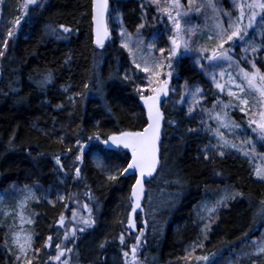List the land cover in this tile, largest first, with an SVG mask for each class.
<instances>
[{
    "label": "trees",
    "instance_id": "trees-1",
    "mask_svg": "<svg viewBox=\"0 0 264 264\" xmlns=\"http://www.w3.org/2000/svg\"><path fill=\"white\" fill-rule=\"evenodd\" d=\"M20 2L0 0V45ZM113 6L127 36H136L144 44L154 38L151 32L157 24L152 23L150 7L144 12L135 0H121ZM61 25L70 31L63 32ZM17 28L0 57V196L4 197L2 204H13L26 190L35 195L36 201L29 205L32 248H39L40 253L33 264H59L49 260L56 255L55 244L61 243L65 231L56 221L63 214L65 225L71 228L73 210L78 216L89 215L84 204H88L95 223L77 232L75 243L71 239L64 242L73 248L61 257L69 264H125L123 252H131L141 232L136 264H207L197 261V256H208L212 264L229 260L264 264V256H253L255 245L264 240V180L257 179L251 165L238 154L204 159L201 150L208 135L197 108L189 114V107L162 105L160 166L145 187L150 197L166 194L168 204L153 211L143 203L142 210L133 214L135 230L127 227L135 178L121 176L119 170L126 167L129 153L100 143L94 134L107 139L145 127L138 91L143 79L115 32L104 48L94 47L90 0H43L29 9ZM257 68L264 73V64L258 62ZM175 70L177 79L188 88L202 90L208 101L200 105L208 110L213 91L202 72L190 59L177 61ZM49 76L51 82L44 83ZM233 116L241 123L242 116ZM190 128L197 131L189 132ZM257 146L262 153L264 146ZM77 155L81 160H76ZM94 156L117 175L116 180L107 179V172L96 166ZM222 190L241 195L229 199L227 207L212 217L210 230L202 231L198 207ZM58 195L65 196L63 203ZM49 236L52 244L45 248ZM8 243L7 227L0 222V264H17ZM33 257L31 251L28 258Z\"/></svg>",
    "mask_w": 264,
    "mask_h": 264
},
{
    "label": "snow or ice",
    "instance_id": "snow-or-ice-1",
    "mask_svg": "<svg viewBox=\"0 0 264 264\" xmlns=\"http://www.w3.org/2000/svg\"><path fill=\"white\" fill-rule=\"evenodd\" d=\"M154 4L157 5L158 11H162L167 15L169 21L173 25V33L171 36L170 43L171 48L167 49V55H165L166 49L160 48V56L157 57L154 55L155 43L147 44V52H144L141 49L143 41L137 40L136 50L140 52L139 58L134 54L133 49L129 46L130 36L125 39L121 44V47L129 51V54L133 57L132 63L138 72H143L148 81L147 88H139L138 91L141 93L140 99L143 101L144 108L147 110V125L143 128L142 131H122L119 135H109L107 139H102L99 134H94L95 139L104 145H113L118 148L122 147L130 152L131 157L127 162V166L119 170V175L123 176L133 170L136 179L135 184L131 189V212L128 214L127 218V227L129 229L135 230V224L133 219V214L137 212V209H141L140 200L144 194V183L145 177H153L154 173L157 171L159 164L158 156V142L161 135V120L163 119L162 113L160 111L159 103L160 97L168 95V80L161 79L162 72L161 70L165 67L168 69L173 68V61L178 56L181 48L184 51H189L190 49V40L191 36L195 34L194 30L191 27L184 28L181 25V17L188 14V12L195 11L199 13L202 8L211 9L212 19L214 21V30L208 36L209 41H215L214 47L211 48V55L207 57L209 61L225 60L231 62L232 58L230 52L232 47H225V45L234 44L236 41L245 42V38L249 35V30L259 29L261 33H264V0H233V5L237 9L238 14L233 15L230 12H224L223 15L228 16L226 22L227 27H225V22L218 19L221 14L220 9L218 8L215 0H207L206 3L197 4L196 0H187V11H183L184 5L181 4V0H164V4H161V0H152ZM38 0H23L20 5L19 11L22 15H27L30 6H37ZM108 10V0H92V24H93V34H94V43L97 47H103L105 39L109 36V31L105 23V13ZM173 11H175V16H173ZM259 18V19H258ZM246 21V22H245ZM21 23V18L17 17L13 22L11 28H8L6 33V38H3V43L0 45V57L4 56L3 49H7L10 40L14 36L13 28L18 27ZM144 25H140L142 28ZM61 30L65 33L69 32L70 29L61 25ZM53 34H56L55 29H52ZM58 35V34H57ZM126 34L121 31V36L124 37ZM261 45H264V40L261 41ZM251 51L255 54L260 51V46L256 43H247V47L244 48L245 52ZM201 54L206 51H209L208 48L201 47L199 49ZM199 63V61H197ZM251 64V70L246 71L244 68H240V78L247 83L246 91L245 87L241 84H238L233 80L229 74V82L232 83L238 91L228 90L227 95L236 100V104L231 102L224 103L222 101H217V104L214 105L213 111L209 112V116L215 119L218 122V126L214 131L217 143L215 145H208L205 149H202L204 152V159L209 160L210 155L208 149H214L213 155H219L221 157L226 155V149H234L241 152L244 156H249L250 153H255V143L258 139L259 141H264V73H261L260 70L256 67L255 62L249 61ZM171 77L172 72L167 73ZM221 77L224 76V73L221 72ZM127 78V77H126ZM215 87L221 92L225 90V87L222 83L217 82L215 76L212 77ZM50 76L46 77L44 83H50ZM259 85V86H258ZM88 85L85 84V88ZM147 91L150 95H144L143 93ZM200 88H196L192 93L195 103L199 104V99L196 97L201 93ZM254 91L258 93L259 100L255 105L249 104L250 93ZM243 93L244 95H240ZM223 104L220 112H216L215 108L217 105ZM239 106L240 111L249 116L247 121L248 127L251 132L254 134L252 138L245 139L243 136L240 137L241 147H238L235 143L230 141L224 132H221L220 129H226L235 139L237 136V130L241 128V125L238 124L235 120L229 117L227 109L234 108ZM257 108L260 110L257 112ZM194 111V106H190L188 109L189 114ZM259 119H256V117ZM169 123H174L169 121ZM203 123V122H202ZM255 125V127H253ZM189 132H195L196 129H188ZM92 139V137H89ZM78 148H83V145L77 141ZM71 151V149H69ZM76 160H81V156L77 155ZM56 163L61 164L60 158H56ZM61 171H64L63 165L60 168ZM80 168L75 169L76 178L80 177ZM256 178L259 180H264V168L257 167L255 169ZM108 180L114 181L117 179V175L110 174L107 177ZM87 195L91 199V193L88 192ZM236 195H241L240 193H233L232 195L225 194L221 196L214 204L208 206L206 211L208 213L209 223L204 225L202 231L210 230V224L212 222V216L216 213L217 209L220 207H227V201L234 198ZM69 199L72 198V194H69ZM58 200L63 203L65 196L58 195ZM78 202V201H77ZM49 203L55 204L53 201L49 200ZM262 209L261 214L264 215V201H261ZM67 207V205H64ZM84 211L88 212L87 217L78 216L76 210L72 211L73 217V226L68 228L65 225V216L60 215L59 219L56 221L57 225L61 228H65L63 233V239L61 243H56V255L49 256V260L59 262V264H69L67 259L61 260V257L65 256V253H72L73 248L67 247L64 242L71 239L72 243H75V237L77 232H84L87 228H90L94 225L95 221L91 216V210L89 209L88 204L83 205ZM203 219V217H202ZM21 221L32 224L31 219L25 220V217L21 215ZM136 236L137 243L131 248V255L133 257V262L135 264L136 253L141 241V236ZM207 236L205 235V239ZM53 237L49 236L45 241L44 247L48 248L52 244ZM120 243L124 244L123 234L119 237ZM13 243L19 249V255L16 256V260L19 262L23 260V264H33V260L39 256L40 249L32 248V235L27 234L22 238L18 233L13 235ZM203 247V245H199ZM101 248L104 247L102 243ZM29 250L34 251L33 258H27V252ZM254 254H264V243H261L257 246L256 252ZM123 256L125 257V264H128L129 252L124 251ZM197 261H205L207 264H212L208 256H197L195 257ZM42 264H48L47 261H42Z\"/></svg>",
    "mask_w": 264,
    "mask_h": 264
},
{
    "label": "rangeland",
    "instance_id": "rangeland-1",
    "mask_svg": "<svg viewBox=\"0 0 264 264\" xmlns=\"http://www.w3.org/2000/svg\"><path fill=\"white\" fill-rule=\"evenodd\" d=\"M42 1L43 0H38V4L41 3ZM111 1L112 3L120 4L121 0H111ZM135 1H137L139 5L142 6V11L144 12H145V7H150L152 9V12H153V15H152L153 17L151 18L152 23L157 24V26L151 32L153 34L152 37L154 38L151 39L149 43H155L154 55L157 57L160 56V52H159L160 48L166 49L165 55H167V49L171 48V43H170L169 38L174 35L172 23L169 21L167 15H165L162 11H158L157 5L154 4L152 0H142V1L135 0ZM22 2L23 0H21L20 5ZM206 2L207 0H196L197 4H203ZM215 2L221 12L218 19L221 21H224L225 27H227L226 22L228 20V16L223 15V13L230 12L234 16L238 14L237 9L233 5V0H215ZM161 4H164V0H161ZM181 4L184 5L183 11H187V0H181ZM33 7L34 6H30L29 9ZM172 14L173 16H175V11H173ZM112 15L113 16H111L109 20L110 31L111 33L113 32L116 33L115 34L116 38L119 40L120 44H122L125 41V39H127L128 36L127 35H125L124 37L121 36V31L123 30V24L121 22V18L118 15V12L116 14V10L115 11L113 10ZM212 15L213 14L211 12V9L202 8L199 13L195 11H191V12H188L187 15L181 17L182 27L184 28L191 27L195 32V34L191 36V40H190L191 50L184 51L183 48H181L178 56L173 61V68L168 69L167 67H165L161 70L162 72L161 79L168 80V85H167L168 95L166 96L165 102H167L168 105H170L171 107H176V108H179V107L187 108L190 106H194V109L197 108V111L202 115L201 117L203 121L202 128H203V131L208 135V140L205 144V147L208 145H215L217 143L216 137L214 135V131L218 126V122L209 116V112L213 111L214 105L217 104V101H222L224 103L231 102L232 104L237 103L236 100L230 98L227 95L228 90L238 91V89H236L235 86L229 82V74L231 75L233 80H235L236 83L243 85L246 91H249L247 89V83L240 78V74H239L240 68H244L246 71H250L251 70V64L249 63L250 60L255 62L256 67H257L258 62H261L262 64H264V45H261V41L264 40V33H261L259 29L249 30V35L245 38V42L236 41L234 44L225 45V47H232V51L229 53L232 58L231 62L225 61V60L209 61L207 57L211 55V48L214 47L215 45V41L208 40V36L214 30V27H213L214 21L212 19ZM25 16L26 15H22V13L19 11L18 14L14 17L13 22L15 21L17 17H20L22 21L23 18H25ZM1 21H2V17L0 13V25H1ZM17 31H18V28L14 32V36H16L15 34H17ZM130 37L131 39L128 41L129 46L130 48L133 49V52L137 56V58H139L140 52L136 50V44H137L138 38L136 36H130ZM198 41H200L201 44L200 43L198 44ZM252 42L260 46V49H261L255 54L251 53L250 50L248 52L244 51V48L247 47V43H252ZM149 43H146V44L143 43L141 45V49L144 52H147V44ZM201 47L208 48L209 51H206L203 54H201V52L199 51ZM126 52L132 60L133 57L129 54V51L126 50ZM182 59L191 60V62L196 66V69L202 72L203 76L206 78L208 87L210 86L213 91L214 95L213 94L211 95L213 96V99H209L210 101L207 105L210 108L206 111L203 105H200V103L203 101H208V100L207 99L204 100L205 97L200 93L196 97L200 101L199 104L197 105L192 95L195 89L188 88L183 82L177 79L176 70H175L176 62ZM197 61H199V63H197ZM169 71L172 72L171 77L167 75ZM201 72H199V74ZM221 72L224 73L223 77H221L220 75ZM139 74L141 75L143 79V83L140 86L141 88L146 89L148 86L147 77L143 72H139ZM213 75L215 76L217 82H220L224 85L225 90L223 92H221L219 89L215 87V84L213 83V79H212ZM147 95H150V93H148ZM240 95H244V94L241 93ZM258 100H259L258 93L252 91L250 93V99H249L250 106L255 105ZM222 107H223V104L217 105V107L215 108V111L213 112V115L216 112H220ZM256 110L258 112L260 109L257 108ZM227 111H228L229 117L235 120L238 124H240L241 128L237 130V136L235 139L229 133L228 130L220 129V131L224 132L230 141L235 143L238 147H241V141H240L241 136H243L245 139H249V138H252L254 135L248 127L247 121L249 119V116L244 115L240 111L239 106L234 107V108H229L227 109ZM233 113H236L243 117V119H241V123L233 116ZM256 119H259L258 115ZM253 127H255V125H253ZM257 144H261L264 146V141H259L257 139L255 143L256 152L250 153L249 156H244L241 154V152L236 151L234 149H226V155L235 153V154L240 155L242 158L246 159L247 162L251 165V168L253 170L255 177H256L255 169L257 167L264 168V151L261 153ZM205 147L203 149H205ZM208 151H209L210 157L212 156L221 157L219 155L212 154L214 149L209 148ZM201 153L204 155V152L202 150H201ZM93 161L97 167H99L100 169H103L105 172H107L108 175L114 174L112 171L108 170L103 165V163H101L98 160L96 156L93 157ZM147 194L148 193L146 191V187H144V194L140 200L141 208H142L143 203H145V205H147L148 207L151 206L152 210L154 211L155 209L164 207L168 204L169 197H167L166 194L163 195L159 193V194L153 195L152 197H150L148 194V198L146 197ZM225 194L232 195V192L227 191V190H222L218 196L213 197L212 199L207 198L200 203L198 207V214L200 215L201 223L203 226L209 223L207 219L208 213L206 211V208L214 204L216 200H218L221 196ZM3 198L4 197H2L1 195L0 196V222H1V225H4L7 227V230L9 233L8 248H9V251L14 255L16 259V256L19 255L20 253H19L18 247L13 243V235L15 233H18L21 236V238L27 234L32 235L31 227L33 226V223L32 224H28L27 222L22 223L21 215L25 217V220L27 219L32 220V213L29 210V205L35 202L36 198H35L33 191H30V190H26L25 192L20 194L13 204H2ZM221 208L222 207L218 208L215 214H217ZM140 210L141 209H137V212ZM215 214H213V216ZM147 216H149V213H147ZM154 225L156 226V224ZM261 243H264V240L261 242H258L255 245L253 249V256L255 257L264 256V254H254L256 252L257 246ZM31 251L32 250H29L27 252V258ZM128 261L132 262L131 264H134L131 252H129ZM16 262L17 264H23V260L19 262L16 260ZM135 264H136V259H135ZM226 264H238V262L229 260L226 262Z\"/></svg>",
    "mask_w": 264,
    "mask_h": 264
},
{
    "label": "water",
    "instance_id": "water-1",
    "mask_svg": "<svg viewBox=\"0 0 264 264\" xmlns=\"http://www.w3.org/2000/svg\"><path fill=\"white\" fill-rule=\"evenodd\" d=\"M109 9H110V2H109V0H108V10H107V12L105 13V23H106L107 28H108V14H109ZM91 25H92V29H93V24H92V0H91ZM108 31H109V30H108ZM92 39H93V45H94L95 47H97V46L95 45V43H94V39H95V37H94L93 31H92ZM109 39H110V33H109L108 38L105 39L103 47L106 46V45L108 44ZM163 100H164V97L161 96V97H160V103H159L160 111H161V104H162ZM142 109H143V112H144V115H145L146 125H147V122H148V121H147V110L144 108L143 101H142ZM161 113H162V111H161ZM146 125H145V127H146ZM161 127H162V120H161ZM142 130H143V129H142ZM142 130H141V131H142ZM159 145H160V140H159V142H158V149H159L158 156H159V164H160V148H159ZM129 157H131L130 152H129ZM159 164H158V167H157V171L154 173L153 176H155V175L157 174V172H158V168H159ZM123 176H124V177H135V179H136V175H135V173H134L133 170H129V172L126 173V174L123 175ZM151 178H152V177H145V178H144V179H145V183H146L149 179H151ZM134 184H135V182H134Z\"/></svg>",
    "mask_w": 264,
    "mask_h": 264
},
{
    "label": "flooded vegetation",
    "instance_id": "flooded-vegetation-1",
    "mask_svg": "<svg viewBox=\"0 0 264 264\" xmlns=\"http://www.w3.org/2000/svg\"><path fill=\"white\" fill-rule=\"evenodd\" d=\"M141 1H142V0H141ZM111 4H113V5H114L115 3H112V1H111ZM138 4H139V3H138ZM113 5H112V7H113Z\"/></svg>",
    "mask_w": 264,
    "mask_h": 264
},
{
    "label": "bare ground",
    "instance_id": "bare-ground-1",
    "mask_svg": "<svg viewBox=\"0 0 264 264\" xmlns=\"http://www.w3.org/2000/svg\"><path fill=\"white\" fill-rule=\"evenodd\" d=\"M159 148H160V146H159Z\"/></svg>",
    "mask_w": 264,
    "mask_h": 264
}]
</instances>
